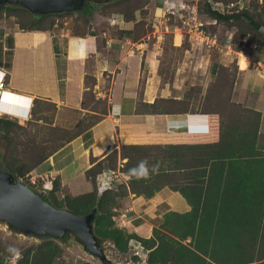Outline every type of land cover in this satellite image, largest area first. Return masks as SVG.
I'll list each match as a JSON object with an SVG mask.
<instances>
[{
	"label": "rangeland",
	"instance_id": "374dc122",
	"mask_svg": "<svg viewBox=\"0 0 264 264\" xmlns=\"http://www.w3.org/2000/svg\"><path fill=\"white\" fill-rule=\"evenodd\" d=\"M215 1L89 0L86 12L80 11L84 7L48 17L54 22L51 29L66 23L72 34L106 31L131 40L142 57L139 112L203 115L197 122H205V127H197L199 123L186 120L184 134L153 131L136 136L137 142L116 131L90 149L93 165L87 192L73 194L57 177L46 179L32 170L107 112L108 95H97L92 76L85 77L87 111L81 115L65 109V126L53 123L56 106L42 100L33 101L25 119L0 114L2 166L28 186L44 190L57 207L84 214L97 206L94 231L111 264H264V136L254 137L257 123L249 104L253 94L235 90L239 71L256 67L264 58V35L243 16L247 12L264 24V0ZM13 5L0 13L3 66L11 53L6 26L19 27L17 21L27 16ZM210 10L240 16L215 19ZM118 11L133 20L127 29L107 27L103 16ZM104 44L100 37L103 51ZM92 65L89 59L87 66ZM221 134L230 136V148L234 147L223 154V163L217 153H198L197 146L218 143ZM144 159L149 165L159 162V172L149 179L130 177L128 170ZM237 183L238 190H244V208L251 221L244 240L235 224L217 221L220 209L223 214L236 212L231 203H220L239 197ZM105 184L110 185L107 190L102 189ZM10 247L19 249L18 259L13 260ZM0 264L103 263L71 237L65 241L23 237L0 223Z\"/></svg>",
	"mask_w": 264,
	"mask_h": 264
},
{
	"label": "crops",
	"instance_id": "0c3cea01",
	"mask_svg": "<svg viewBox=\"0 0 264 264\" xmlns=\"http://www.w3.org/2000/svg\"><path fill=\"white\" fill-rule=\"evenodd\" d=\"M154 1L149 0V3ZM215 3L221 4V1L216 0ZM123 16L124 12L118 11L107 13L103 18L109 29L117 25L124 30L133 20H126ZM6 27L5 36L9 38L11 53L10 66L0 65L4 75L2 96L13 94L27 101V105L21 103L27 117L33 101L37 100L56 106L54 124L65 126L68 121L65 109L84 115L83 112L87 111L83 108L87 75L94 79L98 96L108 95L109 108L99 120L65 140L32 170L46 179L57 177L71 193L89 190L91 184L86 171L93 165L90 149L111 139L116 131L120 136L137 142L136 136L153 131L184 134L186 120L199 123L197 127H205L204 121L197 122L198 116L203 115L167 117L137 110L142 57L133 49L128 37L114 36L106 31L76 35L71 33L66 23L60 27L55 24L50 30ZM100 37L104 38L105 51L99 47ZM254 58L258 57L254 55ZM89 59H92L91 67L87 66ZM257 63L256 67L239 71L235 90L253 94L249 104L253 110L260 112L258 134L264 136V58L258 59ZM105 77L108 78V86ZM27 98H31L30 104ZM2 114L9 115L6 112ZM158 118H162L161 125ZM173 195L177 197L175 193Z\"/></svg>",
	"mask_w": 264,
	"mask_h": 264
},
{
	"label": "water",
	"instance_id": "95a60500",
	"mask_svg": "<svg viewBox=\"0 0 264 264\" xmlns=\"http://www.w3.org/2000/svg\"><path fill=\"white\" fill-rule=\"evenodd\" d=\"M89 0H0V5H18L34 15L74 12ZM264 35V25L259 27ZM97 206L84 214L53 205L44 190L32 188L16 178L0 162V223L23 237L53 238L65 241L71 237L103 264H111L94 233ZM108 262V263H106Z\"/></svg>",
	"mask_w": 264,
	"mask_h": 264
},
{
	"label": "trees",
	"instance_id": "16d2710c",
	"mask_svg": "<svg viewBox=\"0 0 264 264\" xmlns=\"http://www.w3.org/2000/svg\"><path fill=\"white\" fill-rule=\"evenodd\" d=\"M90 5H91V2H87L86 6H85V9L80 10V11L81 12H86V10L88 8H90ZM13 6H18V5H13ZM5 8H9V6L8 5H0V13ZM16 8H19L21 10H25L26 13H27V16H26L25 19L17 21L18 26H19L20 29H23V30H49V29H51L52 25L54 24V22L52 20L47 21V19H48L49 16H52L55 13L44 14V15H34L33 13H31L28 10L22 8L21 6L16 7ZM63 13H66V12H63ZM210 13L214 15L215 19L217 18V19L228 20L230 18H233V17L235 18L236 16H240L239 13L227 14L225 12L216 11V10H210ZM243 16H245L249 20V22L254 26V28L257 29L258 31H259V27L264 25L263 23H259V22L255 21L247 12L244 13ZM5 64H6L7 67L10 66L9 61H7ZM250 112L253 113L255 115V118H256L257 125H256V128L254 129V137H256V135L258 136V122H259V119H260V112L259 111H255V110H250ZM101 113L105 114L106 112H101ZM1 120L2 119L0 118V121ZM220 138H221V140L219 139L218 143L209 144V145H206L204 147L197 146V147H199L198 148V153H199V151L201 152V150H203V151L205 150L206 152H210V154L217 153L219 155L218 156L219 157L218 161L223 163V158L225 157V156H223V154H225L226 152H229L230 150L232 152L234 147L230 148L231 145H229V144H232V138L230 136L226 137V136L221 134ZM211 149H212V153H211ZM206 152H205V154L208 155ZM91 169L92 168H89L87 170V172H86L87 177L90 175L89 171H91ZM15 175H16V173H15ZM237 184H238L237 191L240 193V194L237 193V195H239V197H236V198H233V199L231 198L232 200L229 199L228 202H225V203L224 202L220 203L221 206H224V205L227 206V204L231 203L233 205L232 208L235 209L236 212H233L232 210H230V211L227 210L228 214L226 213L227 214L226 215V214H223V209H220V210H218L219 213L217 212V214H218V216H219V214H221L222 216L221 217L219 216L217 218V221L223 223L224 220H225L226 223L229 222V223L235 224L236 228H238L237 229L238 237L240 239L242 237V239L244 240L245 239L244 237H246V238L249 237V233L247 232V228L248 227H246V226L247 225L250 226L251 221H249L250 216L248 218L246 216L247 207L244 208V206H246V202L244 200L245 198L243 196L244 190L241 189V188H240L241 190H238L240 183H237ZM240 196H242V197H240ZM214 204H216L215 208L218 209L217 208L218 207V202H214ZM53 205H55V204L53 203ZM220 205H219V207H220ZM255 221L259 222L260 221L259 217H257ZM241 228H242L243 231L241 233H239V229H241ZM94 233H95V231H94ZM106 263H108V262H106Z\"/></svg>",
	"mask_w": 264,
	"mask_h": 264
},
{
	"label": "clouds",
	"instance_id": "9594fccd",
	"mask_svg": "<svg viewBox=\"0 0 264 264\" xmlns=\"http://www.w3.org/2000/svg\"><path fill=\"white\" fill-rule=\"evenodd\" d=\"M0 72H3V71H0ZM0 75H2V73H0ZM27 99L29 100V104H30L31 98H27ZM24 116L25 118H27V113H24ZM159 169H160L159 162L149 165L148 160L144 159V160H141L135 167L130 168L127 174L130 177H134L136 179H149L151 178L152 174L158 173ZM109 187L110 185L108 184L102 185L103 190H107ZM9 252L12 254L13 260L18 259L21 255L19 249H16V248L10 247Z\"/></svg>",
	"mask_w": 264,
	"mask_h": 264
},
{
	"label": "bare ground",
	"instance_id": "6f19581e",
	"mask_svg": "<svg viewBox=\"0 0 264 264\" xmlns=\"http://www.w3.org/2000/svg\"><path fill=\"white\" fill-rule=\"evenodd\" d=\"M23 102L24 105H27V101L21 99L18 95L13 94H5L0 97V114L6 112L9 116L18 117L21 119H25L24 111L22 110L21 104ZM3 229V228H2Z\"/></svg>",
	"mask_w": 264,
	"mask_h": 264
},
{
	"label": "built area",
	"instance_id": "2783aa9c",
	"mask_svg": "<svg viewBox=\"0 0 264 264\" xmlns=\"http://www.w3.org/2000/svg\"><path fill=\"white\" fill-rule=\"evenodd\" d=\"M0 73H2V72H0ZM3 88H4V75L2 74V75H0V97L3 93V90H4Z\"/></svg>",
	"mask_w": 264,
	"mask_h": 264
}]
</instances>
